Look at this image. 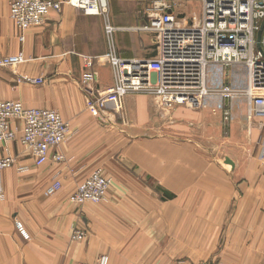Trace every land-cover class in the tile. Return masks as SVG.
I'll return each instance as SVG.
<instances>
[{
    "label": "crops",
    "instance_id": "crops-1",
    "mask_svg": "<svg viewBox=\"0 0 264 264\" xmlns=\"http://www.w3.org/2000/svg\"><path fill=\"white\" fill-rule=\"evenodd\" d=\"M8 1L0 0V51L8 56L22 51L27 62L13 69L0 68V101L57 110L74 132L69 142L56 148L65 156L61 164L37 166L19 139L0 145V158L11 155L17 166L28 169L19 174L11 167L1 175L5 198L0 200V264H96L105 254L110 264H130L124 251L129 227L132 237L140 236L143 228L162 229L163 264L182 259L188 264L209 259L264 264V122L254 119L253 139L246 151L230 157L235 163L231 170L221 164V155L202 148L219 146L207 138L213 134L208 119L217 121L218 116L210 110L177 107L172 117L185 141H133L117 159L125 160L128 170L115 157L116 146L126 136L109 134L108 126L136 135L155 127L156 108L152 95L132 93L125 98L123 116L107 114L96 120L87 111L83 57L96 58V80L90 86L94 93L115 85L113 68L104 58L108 52L104 19L65 5L42 26L28 30L22 43L9 18ZM144 9L145 4L132 0L110 3L111 18L119 28L115 42L120 57L143 60L154 52L151 37L133 30L145 23ZM155 56L156 52L151 58ZM20 76L45 82L26 85L19 82ZM213 105L211 99V110ZM227 106L236 110V103L235 109L232 103ZM192 133L201 136L191 138ZM106 164L116 178V186L109 190L113 201L108 205L71 203L77 183ZM56 180L62 189L45 196V188ZM16 221L23 224L29 240L17 231ZM75 228L88 232L84 241L71 240Z\"/></svg>",
    "mask_w": 264,
    "mask_h": 264
},
{
    "label": "built area",
    "instance_id": "built-area-1",
    "mask_svg": "<svg viewBox=\"0 0 264 264\" xmlns=\"http://www.w3.org/2000/svg\"><path fill=\"white\" fill-rule=\"evenodd\" d=\"M112 1L9 0L10 18L22 32L21 42L25 41L28 30L42 26L51 13H61L65 5L86 16L104 19L108 47L104 58L113 68L115 85L94 93L90 86L96 80V58L83 57L85 104L92 117L123 116L125 98L131 93L157 96L168 111L178 106L205 109L211 94V67L221 66L228 70L243 65L248 71L246 88L237 92L232 86L225 85L219 94L224 100L239 96L248 98L249 119L264 118V0H132L145 4V23L133 30L151 37L156 46V56L143 60H125L119 56L115 42L119 28L110 15ZM191 3L200 4L199 15L192 10L182 11ZM26 62L24 52L8 56L0 51V68L13 69ZM19 82L41 86L44 79L20 76ZM224 108L221 109L225 121H230L231 110ZM15 123H20V127ZM73 132L71 123L57 110L27 107L20 101H0V145L7 146L19 139L37 166L50 161L63 162L65 156L56 148L69 142ZM14 164L15 158L11 155L0 158V179L2 172ZM27 170L24 166L17 168L19 173ZM61 188V183L55 181L47 188L46 195H53ZM108 188L109 181L95 171L78 186L71 201L79 205L102 202ZM16 229L25 240L30 239L20 222L16 223ZM86 237L87 234L77 230L72 240L82 242ZM106 263V258L100 261V264Z\"/></svg>",
    "mask_w": 264,
    "mask_h": 264
},
{
    "label": "rangeland",
    "instance_id": "rangeland-1",
    "mask_svg": "<svg viewBox=\"0 0 264 264\" xmlns=\"http://www.w3.org/2000/svg\"><path fill=\"white\" fill-rule=\"evenodd\" d=\"M8 4H9V1H8ZM184 10L185 11L192 10L199 15L201 7H200V4H198V3H191L190 5L184 6L182 8V11H184ZM9 18H10V9H9ZM10 20H11V18H10ZM11 22H12L13 26L16 28V30L19 32V40H20L22 32L16 27V25L14 24V22L12 20H11ZM24 42H22V43H24ZM151 48L154 50V52L151 51L149 53V55H150L149 58H151V55H153L156 52V46L155 45H152ZM121 57L125 60L136 59V58H130V57L127 58V57H123V56H121ZM210 71H211V73H210V77H209V92H211V94L208 96V98L206 100L207 108H205L204 110H210L211 114L213 116L214 115L218 116L219 119H217V121L214 120V117L211 119H208L210 122H212L213 134L207 135V138L214 139L215 140V141H213L214 144H216V141H217L219 146H217V145H202V148H203V151H206L208 154L221 155V164L225 168H230L231 170H233V168L235 167V163L232 161V159L230 157L233 155L242 154L244 151H246V149H247L246 145L253 139L252 130L254 127H257V123H256V125H254L255 124L254 119L260 118L259 120H262L264 122V118L253 117L252 119H249V116H248L249 100H248V98H246L244 96H239V97L235 98L233 101L229 102V101L224 100L219 94V91L225 85L226 86L227 85L232 86L235 90H238L237 92H240L241 90H244L246 88V86H247V72L248 71H247L245 66H243V65L234 66L232 68H229L228 70H225L221 66H212ZM44 82H45V80H44ZM134 94H137V93H134ZM153 97H154L155 108H156L155 109L156 116L154 119L155 127L146 128L143 131L138 132L136 135L134 133H132L133 136L132 135L129 136V134L120 127L112 126L113 128H110L111 126H108L109 127V129H108L109 134L114 132V133H117V135L125 134V136H126V137H124L126 139L123 141L122 145L116 146V149H115L116 160L119 157H121V154L123 156L125 153H127L129 145L133 141H137V140H141V139H153V138H164V139L171 140V142L185 141L184 140V139H186L185 136L183 134H181L180 127L177 126V124H175V118L172 117V115L174 116V112H175L174 110L177 107L172 111H168L162 107V101L159 97H157V96H153ZM211 99H212V101H213V99L215 100V105H213L214 107L212 110H211V106H209V102ZM227 102L230 103V105H231V103L233 104V109H235L234 104L236 103V110L232 112V110H231L232 106L231 107L229 106L230 107L229 108L227 106ZM85 106H86V104H85ZM223 106L225 108H227L228 110H231L232 118L230 121H225V117H224L223 112H222ZM183 107H187V106H183ZM33 108H38V107H33ZM188 108H190V107H188ZM225 108H224V110H225ZM44 109H47V108H44ZM191 109H195V108H191ZM214 109H216V111H213ZM51 110H54V109H51ZM104 118H106V117H103L102 119H104ZM95 119L97 120V118H95ZM98 120H100V119H98ZM176 120H179V118H177ZM171 121H172V125L170 124ZM117 125L119 126V124H117ZM183 133H185V131ZM189 133H191V132H189ZM200 136L201 135H197L195 133H192L190 135L191 138H195V137L200 138ZM117 140H119V139H117ZM1 158H3V157H1ZM117 161H118L119 165H122L123 167H125L126 169L129 170L130 165L128 166V164H127V162H125V160L124 161L123 160H117ZM63 162H61V163H63ZM48 163H54V162L50 161ZM61 163H54V164H61ZM113 169H115V167ZM16 171H17V169H16ZM95 171L100 172L109 181V188H108V191L106 193L104 201L99 202V203H93V202H86V203L97 204V205L98 204L108 205L113 201L112 196L110 198L109 190L113 186H116V178L113 174H111L109 172L110 171L109 167L106 164L103 167L99 166V167L95 168L88 175H86V177H84L82 180H80V182L77 183V186L75 187L74 191L70 194V197H69V201L71 203H73L71 201L72 195L76 192V190L78 189V186H80ZM19 174H21V173H19ZM56 181H58V180H56ZM54 182H52V183H54ZM152 182H153V179H150V181L147 183H149V185H151L150 183H152ZM51 184H49L44 190V194L47 197H49V195H46V190L49 186H51ZM50 196H52V195H50ZM4 198H5V193H4L3 185H2V182L0 179V200H3ZM86 203H84V204H86ZM73 204H75V203H73ZM84 204H81V205L76 204V205L82 206ZM17 222H20V221H16L15 224ZM77 230L84 232L85 234L88 235L87 231L75 228L72 231L71 240H72L73 233ZM126 230L128 232H126V238L124 240V242H125L124 243V251L130 256V259H129L130 264H163L164 242L162 241V236H163L162 235V229L143 228V232L141 231L140 236H136V237H132V228L131 227L126 228ZM132 238L138 239V240L133 241ZM72 241H74V240H72ZM75 242H77V241H75ZM149 257H153V259H150ZM103 258L107 259L106 264H110V257H109V255H106V254L100 256L97 259L96 264H100V261ZM204 262H214V263L227 264V263L222 262L221 260H218V259H209V260L201 261V262L196 263V264H201ZM77 264H88V263L78 262ZM177 264H188V263L184 259H182V260H179L177 262Z\"/></svg>",
    "mask_w": 264,
    "mask_h": 264
},
{
    "label": "bare ground",
    "instance_id": "bare-ground-1",
    "mask_svg": "<svg viewBox=\"0 0 264 264\" xmlns=\"http://www.w3.org/2000/svg\"><path fill=\"white\" fill-rule=\"evenodd\" d=\"M178 107H183V106H178ZM187 107H190V106H187ZM190 108H192V107H190ZM196 109V108H195ZM13 167H16V169L19 167V166H17V162H16V159H15V164H14V166Z\"/></svg>",
    "mask_w": 264,
    "mask_h": 264
}]
</instances>
